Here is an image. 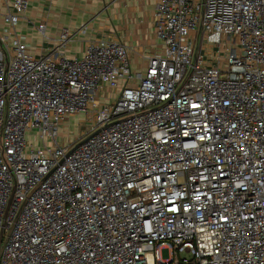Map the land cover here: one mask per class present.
I'll return each instance as SVG.
<instances>
[{
  "label": "built area",
  "instance_id": "1",
  "mask_svg": "<svg viewBox=\"0 0 264 264\" xmlns=\"http://www.w3.org/2000/svg\"><path fill=\"white\" fill-rule=\"evenodd\" d=\"M153 25L140 72L120 41L66 56L68 28L0 40V264H264V0H158Z\"/></svg>",
  "mask_w": 264,
  "mask_h": 264
},
{
  "label": "crops",
  "instance_id": "2",
  "mask_svg": "<svg viewBox=\"0 0 264 264\" xmlns=\"http://www.w3.org/2000/svg\"><path fill=\"white\" fill-rule=\"evenodd\" d=\"M29 1L27 12L14 30L3 19L11 0H0V40L6 34L9 43L17 37L33 55L54 48L64 28L75 33L66 56H80L90 41L101 38L120 41L130 49L135 72L143 71L147 58L161 47L153 25L158 0ZM41 23L46 24V37L38 30Z\"/></svg>",
  "mask_w": 264,
  "mask_h": 264
},
{
  "label": "rangeland",
  "instance_id": "3",
  "mask_svg": "<svg viewBox=\"0 0 264 264\" xmlns=\"http://www.w3.org/2000/svg\"><path fill=\"white\" fill-rule=\"evenodd\" d=\"M85 119H86L85 114L77 115V116L70 118V120L63 126L62 132L71 131V132H73V136L76 135V133L79 129L80 123L85 122ZM83 129H84V127H83ZM162 257H163V259H168L170 257L169 250L164 249L162 251Z\"/></svg>",
  "mask_w": 264,
  "mask_h": 264
}]
</instances>
